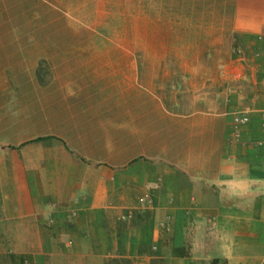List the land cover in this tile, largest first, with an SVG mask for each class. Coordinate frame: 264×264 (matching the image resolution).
Here are the masks:
<instances>
[{
	"label": "crops",
	"instance_id": "crops-1",
	"mask_svg": "<svg viewBox=\"0 0 264 264\" xmlns=\"http://www.w3.org/2000/svg\"><path fill=\"white\" fill-rule=\"evenodd\" d=\"M227 16L193 75L55 72V264H264V0ZM5 83L0 264H53V68Z\"/></svg>",
	"mask_w": 264,
	"mask_h": 264
},
{
	"label": "rangeland",
	"instance_id": "rangeland-1",
	"mask_svg": "<svg viewBox=\"0 0 264 264\" xmlns=\"http://www.w3.org/2000/svg\"><path fill=\"white\" fill-rule=\"evenodd\" d=\"M233 4L234 0H55V72L97 67L88 64L97 58L108 63L103 66L106 71L130 73L135 67L131 60L138 58V68L154 67L155 73L168 72L176 80L185 73L193 75L200 68L188 61L197 50L209 47L211 26L228 24ZM51 62L53 0H0V82L5 79L8 88L1 95L9 100L2 99L5 112L12 110L14 92L25 95L20 99L33 98L35 81L52 70Z\"/></svg>",
	"mask_w": 264,
	"mask_h": 264
},
{
	"label": "built area",
	"instance_id": "built-area-1",
	"mask_svg": "<svg viewBox=\"0 0 264 264\" xmlns=\"http://www.w3.org/2000/svg\"><path fill=\"white\" fill-rule=\"evenodd\" d=\"M248 120L249 118L246 114H235L233 117V124L235 128H237L243 124H246ZM148 199H149V195L147 193H144L137 198V204L141 206L145 204L148 201ZM130 216L131 214H128V217ZM20 264H28V261L24 259L23 261H21Z\"/></svg>",
	"mask_w": 264,
	"mask_h": 264
}]
</instances>
